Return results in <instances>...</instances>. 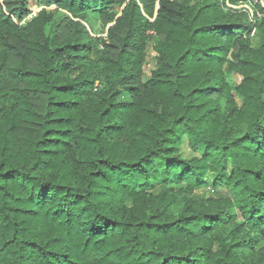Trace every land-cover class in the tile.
<instances>
[{
	"label": "trees",
	"instance_id": "16d2710c",
	"mask_svg": "<svg viewBox=\"0 0 264 264\" xmlns=\"http://www.w3.org/2000/svg\"><path fill=\"white\" fill-rule=\"evenodd\" d=\"M30 1L0 0V264H264V16ZM210 176L227 197L194 196Z\"/></svg>",
	"mask_w": 264,
	"mask_h": 264
},
{
	"label": "rangeland",
	"instance_id": "374dc122",
	"mask_svg": "<svg viewBox=\"0 0 264 264\" xmlns=\"http://www.w3.org/2000/svg\"><path fill=\"white\" fill-rule=\"evenodd\" d=\"M36 6L40 7V9L36 12V13H38L42 10V6L39 4V2L37 0H31L30 4L28 5V8L31 11L32 9H35ZM258 7H260L261 9H264V0H226V2H225V9L227 11L232 12V13L236 14L237 16H243V17L248 16V17H250L249 19L251 21L255 20L254 16L256 14H258V18H261L264 16V13L257 9ZM158 9H159V4L157 3L155 14L158 13ZM48 12L53 13L56 20L71 17V14L68 11L63 10L61 8H56V6H52V7L48 8ZM76 20L84 22L86 25H88L87 27L90 30H92L91 32L94 33V34L92 33L94 36H97L101 39L108 41V32H109V29L113 26V24H109L105 27H102L100 23H97L94 21L93 22L90 21L91 22V24H90L89 22H85L83 19H76ZM152 21H153V19H152ZM24 22H25V20H24ZM92 26H94V27H92ZM244 36L249 37L248 39L251 40V44L253 45V47L257 48L259 46L260 34L258 32H255V30H253L252 32H250L249 34H246ZM158 42H159V38L153 37L147 46L146 63L144 65L143 75H142V82L143 83L150 80L153 72H155L157 69V54H156L155 48H156ZM227 82L233 90L237 104L240 106L242 104V98L240 97V95H238L236 89L242 83V78L237 74L228 75L227 76ZM122 100H131V99L128 98L127 96H124L122 98ZM181 155L185 159H190V158L199 156L198 154H194L190 150V148L188 146V141L186 138L183 139V143L181 146ZM211 178H212V176L209 177V179H208L209 181H208V184L206 187L198 189L194 193V196L196 198H206V199L207 198H224V197H227L229 195L228 192L224 188L213 187V185L211 183L212 182Z\"/></svg>",
	"mask_w": 264,
	"mask_h": 264
},
{
	"label": "built area",
	"instance_id": "2783aa9c",
	"mask_svg": "<svg viewBox=\"0 0 264 264\" xmlns=\"http://www.w3.org/2000/svg\"><path fill=\"white\" fill-rule=\"evenodd\" d=\"M40 9V7H37L36 6V8L35 9H32L30 12H31V14L26 18L27 20H29L32 16H34V15H36L37 13V11ZM26 19H25V21H26ZM24 22V21H23Z\"/></svg>",
	"mask_w": 264,
	"mask_h": 264
}]
</instances>
